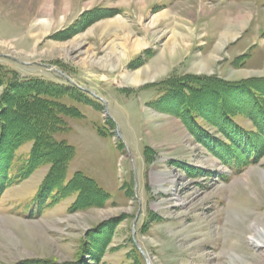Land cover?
Returning a JSON list of instances; mask_svg holds the SVG:
<instances>
[{
	"label": "rangeland",
	"instance_id": "1",
	"mask_svg": "<svg viewBox=\"0 0 264 264\" xmlns=\"http://www.w3.org/2000/svg\"><path fill=\"white\" fill-rule=\"evenodd\" d=\"M238 2L0 0V264H264V246L251 244L249 234L264 228V153L230 167L204 142L246 144L237 141L236 124L264 152L255 125L264 128L263 110L245 88L223 82L230 74L264 77V0ZM231 22L236 30L224 38ZM175 40L184 49L174 57ZM261 40L263 51L241 65L236 56ZM210 55L212 71H193ZM54 61L107 100L66 94L61 101L81 114L62 115L64 132L63 124L49 126L47 113L38 121L13 110L29 91L13 88L16 80L68 86ZM153 67L155 79L128 81ZM248 71L254 76L245 78ZM187 74L209 79L189 96L178 90L163 99L158 86ZM39 83L35 90L49 87ZM257 83L264 91V80ZM55 138L75 148L68 169V151ZM32 154L42 160L29 171L23 165ZM39 195L54 203L37 209Z\"/></svg>",
	"mask_w": 264,
	"mask_h": 264
},
{
	"label": "trees",
	"instance_id": "2",
	"mask_svg": "<svg viewBox=\"0 0 264 264\" xmlns=\"http://www.w3.org/2000/svg\"><path fill=\"white\" fill-rule=\"evenodd\" d=\"M52 63L56 64L58 66H61L65 71L67 70L66 69L67 65L61 64L60 62H57V61H54ZM208 79L209 78L206 75L187 74V75H182L178 81L176 79H167V80L163 81V83L160 84V86H158V88L161 89V91L163 92L162 93L163 99H165L167 96H171L173 92L178 93V90L179 91L181 90L184 94H187V96H189V94L191 92L200 91L205 86L206 80H208ZM263 80H264V77H262L260 79L257 78V80H255V81L247 79V80H238V81L224 80L223 82L225 84L228 83V85L236 86L234 88H237V89L238 88H245L246 93L252 95L255 98V104L257 106H260L261 109L263 110V113H264L263 86L261 85L262 87H260L259 83H257L258 81H260V83H263ZM38 81L41 82V84L46 83L47 85H49V87L46 86V90H43V88H40V90L39 89L35 90V87H39L37 85V84H40ZM195 84H198L199 86H197ZM16 86L21 87L22 89L28 88L29 91L24 92L22 94L24 96L21 97V100H18L16 103L13 104V110L18 112L19 114H21V116H26L28 119L32 118V119H37V120H38V118L40 119V118H42V116H44V114L42 115V113H47L50 116L49 126H52L56 122H58V125L63 124L62 122L67 123V121L64 120L65 118L64 119L62 118V115H66L65 117H68V116H78L81 114L77 108L72 107V106L62 102L61 101L62 97H65L66 94H73L74 93L73 91H75L78 94H82V96H85V95L87 96L86 93L84 94L83 92H81L80 89H78L74 86H71V85L64 86V85H61L58 83L48 82V81H45L43 79H38V78H36V80H29L27 78L16 80L13 83V88ZM31 88H33V89H31ZM53 89H55V90H53ZM60 91H61V94L62 93H64V94L61 95L60 93H57ZM94 104L96 106L103 107L98 102H95ZM41 124H42V122H41ZM63 125H65V127H64V129L60 130L61 132H64L68 129V126L66 127L67 124H63ZM230 125H232L231 128L238 135L237 141L246 140V144H244L242 141L238 142V143H235V141H234V143L232 142L229 145V144H225L224 142H222L219 139L214 138L213 140L212 139H209L208 141L204 140L207 147L211 151H213L215 154H217V156H219L221 158V160L223 161L224 164H226L230 167H239V166L245 167L249 163L258 162V160L260 159V157L264 153L263 151H261V148H259V144H257L255 139L245 135L244 134L245 132L240 131L241 128L238 127L236 124H230ZM255 125H256V127H258L260 129V131L263 130L261 136H263V148H264V128L262 129V127L258 126L257 124H255ZM201 130L203 132L204 129L203 128L196 129L197 132H201ZM41 133H43V132H41ZM57 133H59L58 129L55 131L54 134L56 135ZM204 134H206V133H204ZM22 138L23 137H18L16 141L15 140L12 141L13 143L11 144V147H10L11 148L10 157L12 156L11 157L12 159L15 157L14 156L15 154H13L15 152V149L18 146H20L23 142ZM229 138H233V137L230 136ZM199 139L202 140L201 137ZM55 140H56V142H58L57 145H59L60 148L68 151V152H65V153H67V169H68V165L70 164L71 160L75 156V148L72 145H69L65 141L59 140L57 138H55ZM53 142H55V141L53 140ZM62 152H63V150H62ZM40 154H41V152H40ZM30 157L31 158L29 159L28 164L23 165L24 167L28 166L29 171L32 168L39 165L41 160H42V159L37 160L36 154H32ZM35 157H36V159H35ZM19 173L25 174V169H23V172L21 170ZM77 173L82 176V179L92 181V180L86 178L84 175H82L81 172H77ZM3 175L5 176V179H7V172H6V175H5V173ZM64 177L62 179H64ZM1 179H0V186L3 184V182H1ZM74 179H76V178H74ZM70 181H72V179L69 180V182ZM9 184H11V183H9ZM3 186H6V185H3ZM43 187L44 188L46 187V190H47L48 185H44ZM54 189H56V188H54ZM98 189L103 191V189H101L100 187H98ZM1 190L2 189L0 187V191ZM55 191H59V189H56ZM103 193L108 195V193H106L105 191H103ZM37 198L39 199V201H38L36 208L39 210H41L42 207L46 208V206H50L52 203H54L52 201L46 202L45 198H43L40 195ZM32 201L33 202L36 201V198H34ZM31 204L27 207L29 210H32L33 207H35L34 204H36V203L34 202L32 205ZM29 215L33 216L34 215L33 211L30 212Z\"/></svg>",
	"mask_w": 264,
	"mask_h": 264
},
{
	"label": "bare ground",
	"instance_id": "3",
	"mask_svg": "<svg viewBox=\"0 0 264 264\" xmlns=\"http://www.w3.org/2000/svg\"><path fill=\"white\" fill-rule=\"evenodd\" d=\"M244 23V21H242V24L240 25V27H243V28H245V24H243ZM212 26V25H211ZM218 27V26H217ZM219 30V29H218ZM217 30V28H216V25H215V29H214V32L216 31V34L217 35H219V33L218 32H220V31H218ZM236 30V28H234L233 26H232V22L231 23H229V26H227V28H226V31L223 33V37L224 38H230V36H232L233 35V32ZM221 33V32H220ZM177 43H178V45H176V47H174L173 48V50L171 51V53H172V56H177V55H179V53H182V51H183V47H182V43H179L178 41L179 40H175ZM262 43H263V41H262ZM170 49V48H169ZM170 55V54H169ZM181 55V54H180ZM160 65V64H159ZM158 68H149L148 69V71H147V69H146V72H142V73H136L135 74V76H132V75H130V76H128V81L130 82V83H134V84H136V83H140V82H142V78H144V76L145 77H147L148 79L152 76V78H156V77H158V75H156V72H158V70H157ZM160 69V68H159ZM195 69V70H194ZM193 71H202L201 70V68L200 67H198L196 64H195V68H193ZM149 115V114H148ZM170 122V121H169ZM169 122H168V124H169ZM154 123V124H153ZM152 126L154 127V128H156L157 129V125H155V122H152ZM172 173H163L161 176H162V179H163V181H170V182H172V183H174L175 182V178H174V175H171ZM173 176V177H172ZM156 177H157V175H156ZM176 191V190H175ZM178 191V190H177ZM172 195H175V200H178V201H180L179 203H182V204H185V202H184V200L179 196V194L178 193H175L174 192V194L172 193ZM243 218H241L240 219V221H238L237 223L238 224H240V223H242L243 222V220H242ZM257 220V219H256ZM245 222V221H244ZM257 222V221H256ZM256 224V223H255ZM248 230V229H247ZM249 234H250V241H251V244H253L255 247H257V248H261V247H263L264 246V228H262V227H259L258 225L257 226H253V227H250L249 228ZM241 235H242V233H241ZM237 242V241H236ZM230 243V242H229ZM231 245H235V242H231Z\"/></svg>",
	"mask_w": 264,
	"mask_h": 264
},
{
	"label": "crops",
	"instance_id": "4",
	"mask_svg": "<svg viewBox=\"0 0 264 264\" xmlns=\"http://www.w3.org/2000/svg\"><path fill=\"white\" fill-rule=\"evenodd\" d=\"M239 2L238 3H242V4H244V3H248V1H251V0H238ZM246 22V21H245ZM243 33V32H242ZM239 36H242L241 35V33L237 36V37H239ZM237 37L235 38V39H237ZM235 39H233V40H235ZM232 40V41H233ZM262 41V40H261ZM231 42V41H230ZM229 43V42H228ZM227 44V43H226ZM226 44H224V45H220V49L221 48H223ZM253 45L254 44H252V45H250V46H248L240 55H238V56H236V58H238V57H240L241 59H239V63L241 64V65H243L244 63H246V64H248V63H250V61H251V59H253V57L254 56H256L259 52H260V49L261 48H263V43H260V47L259 46H256V47H253ZM216 47H219V46H216ZM261 51H263V49H261ZM211 56V55H210ZM258 57V56H257ZM212 58V56L211 57H208V59H206V60H204V61H202V63H205L206 64V66H203L202 68L203 69H201L202 71L204 70H206V71H212L211 69H210V64L211 63H213V61L215 60L214 58H212V59H214V60H212L211 59ZM256 66L254 67H252L253 69H257L258 68V66H259V64L257 63V64H255ZM194 68H195V66H193ZM249 67V66H248ZM262 67V66H261ZM249 69V68H248ZM247 69V70H248ZM259 69V68H258ZM195 70V69H194ZM253 72V74H257V75H260V72H263V70L261 71V69L258 71V70H254V71H252ZM248 74L247 75H245L244 77L246 78H248L249 76H251L252 74L248 71L247 72ZM262 75H263V73H262ZM252 76H254V75H252ZM239 77V78H238ZM227 79H229V80H231V81H238V80H240V79H242L243 77L242 76H234V75H229V77L227 76L226 77Z\"/></svg>",
	"mask_w": 264,
	"mask_h": 264
},
{
	"label": "water",
	"instance_id": "5",
	"mask_svg": "<svg viewBox=\"0 0 264 264\" xmlns=\"http://www.w3.org/2000/svg\"><path fill=\"white\" fill-rule=\"evenodd\" d=\"M9 56H11V55H9ZM11 57H14V58H16L15 56H11ZM16 59H18V58H16Z\"/></svg>",
	"mask_w": 264,
	"mask_h": 264
}]
</instances>
